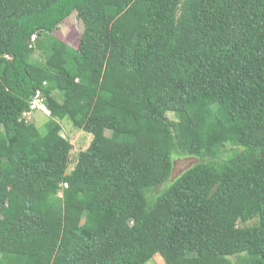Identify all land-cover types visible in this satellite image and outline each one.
Masks as SVG:
<instances>
[{"label":"trees","instance_id":"trees-1","mask_svg":"<svg viewBox=\"0 0 264 264\" xmlns=\"http://www.w3.org/2000/svg\"><path fill=\"white\" fill-rule=\"evenodd\" d=\"M63 118L92 135L68 173ZM157 254L264 264V0H0V264Z\"/></svg>","mask_w":264,"mask_h":264},{"label":"rangeland","instance_id":"rangeland-1","mask_svg":"<svg viewBox=\"0 0 264 264\" xmlns=\"http://www.w3.org/2000/svg\"><path fill=\"white\" fill-rule=\"evenodd\" d=\"M87 17H79L76 14H72L67 18L59 27L54 30V35L59 39L63 40L72 47H76L79 41V36L83 29V25L86 23ZM101 62H103L104 52L101 54ZM34 107L31 106V110L25 113L26 121L33 123L38 129L41 135L46 134L47 127L46 123L49 120L48 111L44 107L43 103L40 101H32ZM170 118L173 119L174 115L169 114ZM61 126L60 134L69 141L71 144V149L68 152V164L66 167V172L68 173L76 163L78 153L85 150L89 145L92 135L83 130L77 129L72 126L71 122L67 118L59 120ZM233 149V147L227 145L226 150L228 153ZM173 168L171 173V180L179 176L183 171L190 168L195 163L199 162L198 157L188 156L181 153H175L172 157ZM251 223V222H249ZM147 264H164L161 257L157 254L153 257Z\"/></svg>","mask_w":264,"mask_h":264},{"label":"built area","instance_id":"built-area-1","mask_svg":"<svg viewBox=\"0 0 264 264\" xmlns=\"http://www.w3.org/2000/svg\"><path fill=\"white\" fill-rule=\"evenodd\" d=\"M33 101L35 102V101H40V100L39 99H34ZM31 106L34 107V103H31Z\"/></svg>","mask_w":264,"mask_h":264}]
</instances>
